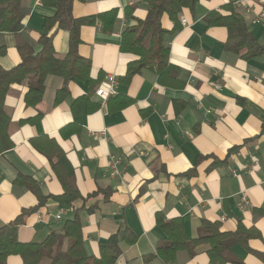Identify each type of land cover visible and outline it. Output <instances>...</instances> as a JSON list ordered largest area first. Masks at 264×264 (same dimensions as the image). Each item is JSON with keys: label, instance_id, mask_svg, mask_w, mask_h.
I'll use <instances>...</instances> for the list:
<instances>
[{"label": "crops", "instance_id": "crops-1", "mask_svg": "<svg viewBox=\"0 0 264 264\" xmlns=\"http://www.w3.org/2000/svg\"><path fill=\"white\" fill-rule=\"evenodd\" d=\"M23 5L24 29L0 33V46H5L0 64L6 69L21 61L19 41L40 50L45 17L55 11L39 0ZM131 5L136 6L132 18L125 14ZM112 9L118 10L113 29L105 30L98 18L81 27L79 54L91 61L87 80L70 81L57 101L63 78L48 75L36 106L26 101L27 82L11 86L5 110L13 146L0 155V227L21 217L19 240L41 242L77 213L90 255L99 257L117 234L116 264H212L207 244L194 254L181 249L173 262L163 261L158 249L167 241L157 214L179 220L189 239L199 236L203 221L219 223L224 232H234L241 223L260 236L247 246L234 245L233 254L244 264H264V54L244 59L227 51V28L205 22L211 10L238 11L264 46V27L255 22L264 0H199L193 11L185 8L181 29L167 36L169 61L178 67L174 85L161 84L149 68L124 79L136 57L121 51V34L136 23L134 17H146L143 0L73 3L76 18ZM161 23L167 30L174 26L167 14ZM53 31L56 56L63 58L70 34ZM110 74L118 79V93L103 100L96 89ZM110 155L121 159L118 177L110 176ZM70 182L80 197L60 204L52 196L63 194ZM32 183L48 196L44 202ZM7 264L23 261L12 255Z\"/></svg>", "mask_w": 264, "mask_h": 264}, {"label": "trees", "instance_id": "trees-1", "mask_svg": "<svg viewBox=\"0 0 264 264\" xmlns=\"http://www.w3.org/2000/svg\"><path fill=\"white\" fill-rule=\"evenodd\" d=\"M74 1L39 0L40 4L55 10L51 16L45 17L43 32L38 40L40 50L35 51L27 41L21 40L17 43L20 63L9 69L0 64V155L13 146L9 133L11 117L5 110V99L13 84L27 82L29 89L26 101L29 105L36 106L43 98L48 75L63 78V86L56 95L57 101L67 92L70 81L87 80L90 77L91 61L79 54L81 27L84 24H95L98 18L105 30H111L118 18V10L112 9L88 18H76L73 15ZM198 2L199 0H143L147 9L146 17H134L136 23L128 25L121 34V51L136 57L128 63L124 77L126 81L143 69L149 68L154 70L161 84H176L178 67L169 61L170 46L167 36L181 29L180 15L183 10L188 8L193 11ZM23 3L24 0H0V33L18 34L24 29L26 10ZM135 7H126V16L132 18ZM164 14L173 21L172 30L162 26L161 18ZM205 22L208 27L227 28V51L237 53L244 59L264 54V46L249 31L240 12L232 10L229 14H222L218 10H211L206 15ZM55 29H65L70 34L69 49L63 58L56 56L53 31ZM4 52L5 46H0V54ZM17 181L23 182L22 179ZM31 188L40 203L48 197L40 195L36 184L32 183ZM52 197L60 204H72L80 197V192L77 186L70 182L63 194ZM35 209L36 207L33 210ZM20 223L21 217H18L0 227V264H7L12 255L20 256L23 264H116L121 253L119 237L114 234L101 249L99 257L88 254L84 245L82 221L77 213L73 218L63 221L59 230L52 231L41 242H21L18 237ZM157 223L166 234L167 243L158 249V255L165 262H173L181 249L194 254L198 246L207 244L212 264H244L233 254L232 247L236 244L247 246L250 239L260 236L259 232L241 223L234 232H224L221 231L219 223L203 221L199 236L189 239L184 234L179 220H165L164 216L158 213Z\"/></svg>", "mask_w": 264, "mask_h": 264}, {"label": "built area", "instance_id": "built-area-1", "mask_svg": "<svg viewBox=\"0 0 264 264\" xmlns=\"http://www.w3.org/2000/svg\"><path fill=\"white\" fill-rule=\"evenodd\" d=\"M183 22H186V19H182ZM255 22L262 24L264 27V11H260L256 14L255 16ZM117 85H118V79L114 74H110L107 76L106 81L103 85H100L96 89V94L101 97L103 100H106L110 96L117 95ZM216 88H221L222 84L220 82H215L214 83ZM200 106L202 105L201 102L199 101L198 103ZM208 111H210L208 109ZM120 163L121 159L115 155H110L109 156V170H110V176L111 177H118L120 176ZM121 183H124L123 179L120 178ZM243 200V205L248 203V200L245 196L242 197ZM65 210L62 208L56 215V218L59 220L62 218V215L64 214ZM37 217L40 221L43 220V214L37 212ZM222 219H225V216L222 217Z\"/></svg>", "mask_w": 264, "mask_h": 264}]
</instances>
